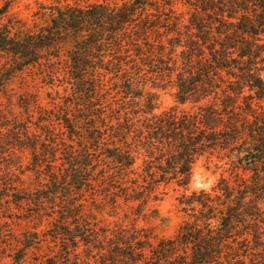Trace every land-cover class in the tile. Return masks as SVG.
<instances>
[{
  "label": "trees",
  "instance_id": "obj_1",
  "mask_svg": "<svg viewBox=\"0 0 264 264\" xmlns=\"http://www.w3.org/2000/svg\"><path fill=\"white\" fill-rule=\"evenodd\" d=\"M53 1L0 8V263L264 264V0ZM213 156L229 177L189 191ZM169 188L165 237L139 222Z\"/></svg>",
  "mask_w": 264,
  "mask_h": 264
},
{
  "label": "rangeland",
  "instance_id": "obj_2",
  "mask_svg": "<svg viewBox=\"0 0 264 264\" xmlns=\"http://www.w3.org/2000/svg\"><path fill=\"white\" fill-rule=\"evenodd\" d=\"M68 1L71 4L79 2L82 5L87 2V0ZM53 2V0H0V8L3 6H9L11 14H15L20 18L28 19V21L32 23L37 20L35 14L39 11L41 3L51 4ZM26 90L27 88L26 85H24V81L22 79H16L11 85L10 100L4 99L5 107H7V110L14 117L17 116L22 119L26 118L24 110L21 109L18 104L19 96H21ZM30 90L34 92L35 89L30 88ZM42 98L46 99L44 94H42ZM44 103H46V101H44ZM158 104L160 110L172 107L174 105L172 92H161ZM191 108V105L181 107V109L185 110H190ZM28 158L27 154H25V156L23 155L24 164L27 163ZM227 167L228 166H225L224 162L217 156L204 157L200 159L194 166L193 178L189 186V191L211 192L223 177H229V172H226ZM21 178L23 179L22 187L26 192H31L38 186L39 182L33 173L26 172ZM0 179L3 180V177H0ZM181 192L182 190L177 191L174 190V188H169L166 196L163 198V201L156 204L155 213L145 221H140L139 226L153 228L160 236H173L184 218L176 200ZM89 201L91 202L92 200ZM94 216L103 222L112 223L122 220L124 214L122 211H119L117 214H112L110 209L105 208L95 211ZM16 229L20 230L21 228ZM22 229L24 230L26 227L23 225ZM34 259H38V255L30 254L28 264H32ZM0 264H3V262Z\"/></svg>",
  "mask_w": 264,
  "mask_h": 264
}]
</instances>
